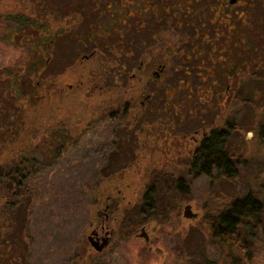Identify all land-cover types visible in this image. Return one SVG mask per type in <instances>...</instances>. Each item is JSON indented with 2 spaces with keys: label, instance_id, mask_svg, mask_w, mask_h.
<instances>
[{
  "label": "rangeland",
  "instance_id": "obj_1",
  "mask_svg": "<svg viewBox=\"0 0 264 264\" xmlns=\"http://www.w3.org/2000/svg\"><path fill=\"white\" fill-rule=\"evenodd\" d=\"M102 1L104 0H98ZM241 2L245 4L233 5L232 18L222 14L223 29L229 31L228 25L232 22L248 23L241 29L250 36L248 39L244 38L245 40H229L226 43L228 51L222 50V55L226 56V60L222 59V89H156L155 92V96L161 100L172 94L171 92L179 102L190 96L191 101L198 103L197 106L194 105L197 113L201 107L198 98H201V101L205 99L206 113L203 115L208 116L209 124L212 120L215 124L222 122V129L227 132V150L234 158H240L234 164L235 176L228 177L213 170L210 175L194 177L185 167V153L179 156L166 153L168 157L175 156L172 159L175 162L170 165L164 162L170 158H158L157 155L153 158L154 153H145L144 167L135 169L133 174L129 175L133 177L129 185L121 186V194L124 197L117 203L121 207L119 232L105 250L103 248L96 252L87 240L95 218L96 204L102 199L100 204L103 205V197L107 195L110 197L106 202H114L118 195L117 187L113 183L115 172L121 176L132 172L125 168V164L131 159V156L124 152L128 144L123 142L127 121L120 115L109 119L106 113L118 106L120 114L123 100L141 97L143 89L140 90L127 81V75L131 71L129 64H135L137 57L130 56L128 66L122 67L126 57L116 56L115 52L125 47H121V43L117 41H106L114 49V53L107 58L110 59V64L104 59L105 49L101 50L102 53L89 57L95 48L94 44H80L82 41L76 34L78 31L81 35L90 33V28L87 30L86 27L89 24L87 6L91 0H0V50L6 51L10 61L22 59L26 63L29 62V66L25 65L27 73L30 78L39 79L45 86V94L47 93L40 104L30 109L27 116L29 130L37 129L32 138L33 146L38 144L36 152L39 166L36 180L42 182L41 185H47L48 189L51 184H55L57 192H60V176L63 175L60 174V165H63L67 158L70 165L73 164L77 190L87 192L89 199L84 210V221L78 215L74 220L75 224H78V238L86 240L84 246L87 252L81 253L80 244V251L77 250L80 256L76 261L72 260L66 264L141 262L144 257L143 249L147 247L136 235L139 226L126 239H122L121 233L128 228L120 227L125 212L136 205L139 206L152 172L182 177L188 186L189 197L176 202L175 206L166 212V220L155 221L152 244L160 251L155 253L147 249L143 261L145 264H194V259L198 258L203 259V263L204 260L208 261L209 264H264V217L262 223L252 229L254 233L246 234L251 248L250 260L245 259L235 247L211 239L208 231L201 225L203 212L222 208L232 199L242 197L249 189L264 203V0ZM37 6L45 12V19L41 18L39 21L47 22L48 27L37 31L33 27L9 30L2 24L1 18L5 13L17 10L36 17ZM234 10L241 12L236 14ZM132 45V48H137V42H132ZM134 51L136 52V49ZM36 64H40L39 72ZM236 68L237 72L233 74V69ZM1 85L3 86V83ZM146 91L152 90L145 89L144 93ZM134 127L130 120V128ZM103 129L109 130L107 136L99 133ZM94 135H98L99 139L102 136L105 140L96 143ZM114 138L117 139L116 142L110 143ZM42 142L51 144L50 156L43 154L42 150L48 148H44ZM162 142L165 144L163 140ZM170 143L175 144L174 140ZM109 144H112L114 149L106 150L100 157L102 148ZM56 151H59L58 157ZM152 166L158 169H153ZM169 184L172 183H166L167 188L172 186ZM186 205H190L193 213H198L195 218L183 215ZM16 213L18 222L23 214L22 211ZM44 236L48 237V234ZM53 238L54 234L50 235V239ZM45 244L48 250L51 249L52 242L47 240L38 253L43 250ZM12 249L15 247L12 246ZM4 256H1L0 251L1 263L15 264L16 260L8 262L9 259Z\"/></svg>",
  "mask_w": 264,
  "mask_h": 264
},
{
  "label": "flooded vegetation",
  "instance_id": "obj_2",
  "mask_svg": "<svg viewBox=\"0 0 264 264\" xmlns=\"http://www.w3.org/2000/svg\"><path fill=\"white\" fill-rule=\"evenodd\" d=\"M239 4L245 3L241 0H91L87 6L89 34L94 46L97 41L120 42L121 47L125 48H120L115 55L126 57L122 67L128 66L130 56H136V63L129 64L131 71L127 75V81L132 86L143 89L141 97L123 100L120 114L118 106L106 113L109 119L120 115L127 121L123 142L128 144L124 152L130 155L131 159L125 164V168L132 172H127L126 176L115 172L113 183L117 187V199L114 198V202L108 204L106 199L110 195H107L103 197V205L100 204L102 199L96 204L90 232L97 243L106 241L103 250L112 243L119 232L121 207L117 203L124 197L121 194V186L129 185L130 179L133 178L129 175L133 174L135 169L144 167L145 153H154L153 158L155 155L158 158H170L169 161L164 160L169 165L175 162L172 160L175 156L168 157L166 153H174L177 156L185 153V167L194 177L207 175L196 169L222 166V122L215 124L212 120L208 123V116L203 115L206 113L205 99L201 101V98H198L201 107L197 113L194 105L197 106L198 103L191 101L190 96L179 102L171 92L172 94L161 100L155 96V92L156 89H222V59L226 60L222 52L228 51L226 43L229 40H245L244 38L248 39L250 36L241 29L248 23L232 22L228 25L229 31L223 29L222 14L232 18L233 5ZM234 12L238 14L241 11ZM132 42H137V48H132ZM113 51V48L105 49L106 61ZM92 52L89 56L102 53L101 50ZM145 89L152 91L144 93ZM220 96L222 97V94ZM130 120L135 125L134 128H130ZM108 132L109 130L103 129L99 133L107 136ZM115 138L110 143L116 142ZM103 140L105 139L102 136L99 139L98 135H94L96 143ZM173 140L175 144L170 143ZM108 149H114V146L109 144L103 147L100 157ZM211 151L221 154L220 161H210ZM152 168L158 169L155 166ZM161 181L179 182L183 189L188 191L186 181L182 177L152 172L149 185L146 186L139 204L138 211L142 213L143 222L136 235L143 240L149 251L155 253H159L160 249L153 246L152 233L156 229L155 221H158L151 216L144 219V207L152 208L155 205L154 196L150 192L156 190L154 183ZM109 188L111 189V186ZM195 215L198 213L195 212ZM93 250L96 251L94 248Z\"/></svg>",
  "mask_w": 264,
  "mask_h": 264
},
{
  "label": "trees",
  "instance_id": "obj_3",
  "mask_svg": "<svg viewBox=\"0 0 264 264\" xmlns=\"http://www.w3.org/2000/svg\"><path fill=\"white\" fill-rule=\"evenodd\" d=\"M36 11V17L20 10L8 12L1 21L9 30L33 27L37 31L48 27L47 22L39 21L41 18L45 19L43 9L37 6ZM89 28L90 25L87 24L86 29L89 30ZM81 34L80 31L76 34L82 41L80 44L85 45L87 42L94 44L90 34ZM94 47L93 50L97 51L113 48L106 41H97ZM107 63L110 64L109 60ZM25 65L29 66L30 63L22 59L10 61L6 51L0 50L1 256L4 254V257L9 259L8 262L16 260L15 264H32V262L33 264L41 262L66 264L72 260L76 261L80 256V252L78 253L80 244L81 253L87 252L84 246L86 240L78 238V224L76 225L74 220L78 215L84 221V210L89 199L87 192L77 190V184L74 183L73 164L70 165L67 158L63 165H60V174H63L60 176V192H57L55 184H51L48 189L47 185H41L42 182L36 180L37 166H39L38 152H36L38 144L33 146L32 138L37 129L29 130L27 116L30 109L40 104L47 93L45 94L43 88L45 86L39 79L30 78ZM39 68L40 64H36L37 72ZM233 71L235 74L237 68ZM226 138V129H222V166L196 169L198 172L210 175L215 170L217 174L235 176L234 164L240 158H234L233 154L227 150ZM42 143L44 148H48L42 150L43 154L50 156L51 144ZM58 153L59 151L55 152L56 157ZM219 156L221 154L218 152H209L210 161H220ZM154 185L156 190L150 193L154 196L155 205L152 208L144 207L146 212L144 219L151 216L163 222L168 218L166 212L170 211L181 198H188L189 193L179 182H172L169 184L172 186L168 188L162 181ZM138 209L139 206L136 205L125 212L121 226L128 229L121 233L122 239L129 238L132 232L142 224V213ZM19 211H22L23 215L17 222L16 212ZM263 217L264 203L249 189L242 197L232 199L224 207L203 212L201 225L208 231L211 239L235 247L245 259L250 260L251 248L246 234L254 233L252 229L255 225L262 223ZM46 234L48 237L44 236ZM52 234L54 238L51 240ZM47 240L52 242L51 249L48 250L45 244L43 250L38 253ZM12 246L15 247L14 250ZM147 252L144 248L142 252L144 257L139 264H145L143 261ZM204 262L201 258L194 259V264H209L208 261L204 260ZM0 264L3 262L0 261Z\"/></svg>",
  "mask_w": 264,
  "mask_h": 264
},
{
  "label": "water",
  "instance_id": "obj_4",
  "mask_svg": "<svg viewBox=\"0 0 264 264\" xmlns=\"http://www.w3.org/2000/svg\"><path fill=\"white\" fill-rule=\"evenodd\" d=\"M231 1H234V0H231ZM184 216H188L190 218H195L196 217L195 213L191 212V210L189 208V205H186L185 208H184ZM87 240H88L90 246L92 248H94L96 251H101L106 246V241L105 240L102 241L101 243H97L93 239L91 232L87 235Z\"/></svg>",
  "mask_w": 264,
  "mask_h": 264
}]
</instances>
